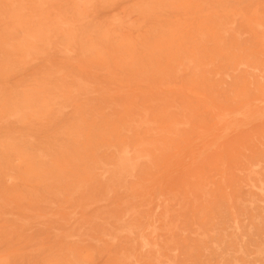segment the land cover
<instances>
[{
  "label": "rangeland",
  "instance_id": "rangeland-1",
  "mask_svg": "<svg viewBox=\"0 0 264 264\" xmlns=\"http://www.w3.org/2000/svg\"><path fill=\"white\" fill-rule=\"evenodd\" d=\"M204 3L0 0V36L29 52L15 71L0 65V94L17 88L25 100L0 119V264H126L116 259L124 251L131 264L142 254L152 264H264V0ZM209 13L219 20L201 24L202 55L168 79L117 66L123 43L141 51L167 22L196 26ZM40 81L79 88L62 109L37 107ZM74 113L79 135L64 160L59 131ZM95 118L123 127L101 156L132 157L115 174L95 170L105 180L96 195L75 180L69 200L42 168L75 153L83 170Z\"/></svg>",
  "mask_w": 264,
  "mask_h": 264
},
{
  "label": "bare ground",
  "instance_id": "bare-ground-1",
  "mask_svg": "<svg viewBox=\"0 0 264 264\" xmlns=\"http://www.w3.org/2000/svg\"><path fill=\"white\" fill-rule=\"evenodd\" d=\"M205 0H186L188 6L194 5L197 11L202 9L199 6H204ZM219 0H206L208 3H212ZM163 6L165 3H158ZM160 6V7H161ZM4 7V5H3ZM2 14L0 9V15ZM228 16V13L224 14ZM219 19L213 16L211 13L205 14L199 17V19L193 24V19L183 22L177 21L176 23H166L167 28L159 39L154 40L151 43L146 44L145 48L141 51H136V47L132 44L120 45L114 49V52L120 54L121 59H117V66L126 70L134 71L137 73H146L152 78L168 79V74H173L178 71L182 65L189 63L192 59L198 58L203 53V49L200 43L203 40V27L201 24L214 23ZM192 25V26H191ZM214 28H207V33L213 35ZM16 37H9V35L0 36V46L3 50H0V65L4 69H17L18 56L24 58L26 53L24 45H17L15 43ZM0 47V49H1ZM219 49V48H218ZM62 89L64 94L56 97V89ZM79 88L75 85V82L65 85V83L58 84L54 87L44 85L42 81L37 83L36 87L31 89L34 97V102L37 107L52 105L55 108L62 109V107L69 102V100L75 99L76 89ZM0 93L2 91L0 90ZM11 98L0 94V119H7L9 116L18 114L25 107V100L22 99V94L17 88L10 93ZM74 97V98H73ZM73 98V99H72ZM128 121L132 120V113L130 110L125 111ZM117 132L120 136L123 132L121 119L109 120V124H105L101 119L95 118L92 124H88L85 127V131L90 133V137L87 138V147L81 149L78 153V159H81L84 165V169L81 171H75V153L74 156L66 163L62 160L66 159V156L70 150H75V139L79 135V131L75 129V113L71 115V120L68 124L64 125L62 130L59 131L60 138L63 142L58 147L57 151L61 156L55 155L59 165L57 167L52 166L49 169H43L41 180H56L61 184V189L55 191V193L64 194L67 199H71L75 192V180L85 188L86 192L90 189L94 195L101 190L102 183L105 180H97L95 170L97 168H103L102 172H108L112 170V174L121 171L123 167H126L131 159V155L128 152L114 151V154L109 160L104 159L105 156H101L100 150L102 146L111 147V140L109 137L110 131ZM19 139L18 137H15ZM9 142V141H7ZM136 158L140 156L136 153ZM91 157L93 161L89 162L88 158ZM113 163L112 168H107L105 164ZM41 165H44L41 163ZM119 262L131 264L135 259L133 252H121L116 257ZM142 264H152L153 259L149 255L141 256ZM137 264V263H135Z\"/></svg>",
  "mask_w": 264,
  "mask_h": 264
}]
</instances>
